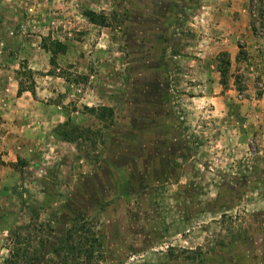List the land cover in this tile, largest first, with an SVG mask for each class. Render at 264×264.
<instances>
[{
	"label": "rangeland",
	"instance_id": "rangeland-1",
	"mask_svg": "<svg viewBox=\"0 0 264 264\" xmlns=\"http://www.w3.org/2000/svg\"><path fill=\"white\" fill-rule=\"evenodd\" d=\"M0 264H264V0H0Z\"/></svg>",
	"mask_w": 264,
	"mask_h": 264
},
{
	"label": "crops",
	"instance_id": "crops-1",
	"mask_svg": "<svg viewBox=\"0 0 264 264\" xmlns=\"http://www.w3.org/2000/svg\"><path fill=\"white\" fill-rule=\"evenodd\" d=\"M37 88V87H36ZM16 91V103H17V105H19V106H15V110L19 113V114H21V112H22V110H21V108H20V106H21V103H23L24 102V106L26 107V105H30V106H28L27 108H31L32 107V105H35V106H37V102H36V100L35 99H33L32 100V102H31V100L29 99V97L31 96V97H33V93L32 92H30L29 90H25V91H23L20 95H18L17 94V91H18V86L16 85V89H15ZM38 93V92H37ZM19 117V116H18ZM8 126H9V122L8 123H6ZM12 124H14V127H15V131H20V128H22V129H24V127L23 126H25L24 124H22V123H20V122H14V121H12L11 122V125ZM25 130V129H24ZM16 139L18 140V145L19 144H21V143H24V138L23 137H21V134H20V136L19 137H16Z\"/></svg>",
	"mask_w": 264,
	"mask_h": 264
},
{
	"label": "trees",
	"instance_id": "trees-1",
	"mask_svg": "<svg viewBox=\"0 0 264 264\" xmlns=\"http://www.w3.org/2000/svg\"><path fill=\"white\" fill-rule=\"evenodd\" d=\"M92 15V14H89V16ZM21 72V71H20ZM25 90H29L30 92H33L32 89H23L21 87V83L19 82V88H18V91H17V94L20 95L23 91ZM90 111L92 112H97L99 111L101 116H104L105 113H109L112 111V109L110 107H106V106H99V107H91V108H88ZM68 125V122H65L64 124L62 125H59L57 128H56V131L58 132V134L63 137V139H69L68 138V133L64 130H62V127L64 126H67ZM63 127V128H64Z\"/></svg>",
	"mask_w": 264,
	"mask_h": 264
}]
</instances>
